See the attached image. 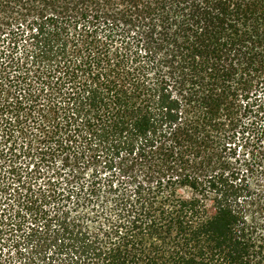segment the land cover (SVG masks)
<instances>
[{"label": "trees", "instance_id": "trees-1", "mask_svg": "<svg viewBox=\"0 0 264 264\" xmlns=\"http://www.w3.org/2000/svg\"><path fill=\"white\" fill-rule=\"evenodd\" d=\"M2 168L0 264H264V0H0Z\"/></svg>", "mask_w": 264, "mask_h": 264}, {"label": "rangeland", "instance_id": "rangeland-1", "mask_svg": "<svg viewBox=\"0 0 264 264\" xmlns=\"http://www.w3.org/2000/svg\"><path fill=\"white\" fill-rule=\"evenodd\" d=\"M7 159V160H5ZM10 157L9 156H6L3 158V163H5L6 161H9L10 163ZM16 162V160H14ZM25 164V165H24ZM23 164V181H26L27 183H29V185H27L28 188L31 187V190L33 191V193H37L39 194L41 192V190L43 189H48L49 185H46L47 181L49 180V178L52 176V173L50 171H47V168H40L39 171L40 172H37V168L34 169V172H32L33 170V166L31 167V169L27 168L28 167V163L27 162H24ZM21 166V164H20ZM4 168H6L7 166L4 165L3 166ZM4 168H2V171H0V181L1 182H4L5 179V175H4V171H6ZM18 181V182H17ZM20 181V178L17 177L16 178V181L12 183V192L14 193V196L12 197L11 200L9 201H2L0 202V220H1V217L3 216L4 217H11L10 219H12V223L13 224H16L19 219L17 217V222H16V219H14L11 215H15L16 216V212L15 210L17 209L15 207V204H17V201H18V194L22 191H20L21 188H23V182H19ZM15 208V209H14ZM19 223V222H18ZM12 227V226H10ZM10 227H5L4 228V231H5V234L7 236L4 237V240L6 241V244L10 245V247H8V249H5V253L7 251H10V255H12L15 259L17 258V252L15 251V249H13V240L16 239V236L18 235H21V234H17V233H8L10 230Z\"/></svg>", "mask_w": 264, "mask_h": 264}]
</instances>
